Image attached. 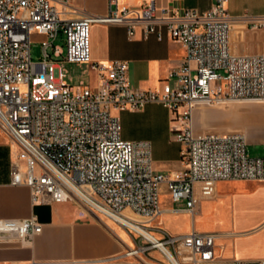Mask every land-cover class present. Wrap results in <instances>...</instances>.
Returning a JSON list of instances; mask_svg holds the SVG:
<instances>
[{"label": "built area", "instance_id": "1", "mask_svg": "<svg viewBox=\"0 0 264 264\" xmlns=\"http://www.w3.org/2000/svg\"><path fill=\"white\" fill-rule=\"evenodd\" d=\"M68 1L0 0V131L17 148L9 164V185L27 188L32 203L78 202L132 236L129 256L154 250L167 264L170 259L176 264L211 261L213 235L158 231L156 238L145 224L160 213L162 185L172 203L182 201L191 211L196 183H264V157H248L241 134L196 136L192 128L196 105L264 102V54L229 52L226 0H215L204 12L161 11L156 17L149 3L134 11L121 8L105 18L75 14L68 10ZM113 2L108 0L109 5ZM93 21L123 25L128 36L142 24L143 39L149 34L159 39L158 27L163 26L184 51L178 68L167 74L172 85L141 91L129 84L125 62H91L88 34ZM258 26L264 28V17ZM59 34L62 45H53ZM33 37L41 47L38 63L29 56ZM62 64L86 66L84 72L95 74L96 85H68ZM147 104L163 108L176 124L173 138L183 146L184 168L172 177L152 170L147 142L120 138L118 118L111 114ZM39 232L33 216L0 220V235H13L20 242Z\"/></svg>", "mask_w": 264, "mask_h": 264}, {"label": "crops", "instance_id": "2", "mask_svg": "<svg viewBox=\"0 0 264 264\" xmlns=\"http://www.w3.org/2000/svg\"><path fill=\"white\" fill-rule=\"evenodd\" d=\"M149 3L158 17L161 11L204 12L215 0H114L113 5L108 0H69L66 6L75 14L105 18L121 8L134 11ZM54 6L60 8L56 3ZM224 8L231 18L229 52L264 54V28L258 26L264 17V0H226ZM142 28V24H136L128 36L123 25L91 22L90 60L125 62L132 87L158 91L162 84L172 85L166 80L167 74L178 68L184 51L171 40L163 26L158 27L159 39L155 34L143 39ZM64 65L61 68L66 75ZM87 74V85L95 86V74ZM220 107H194V135L206 131L239 133L244 137L248 157H264V102L237 104L221 112L209 109ZM111 114L118 118L123 141L149 144L154 172L172 177L184 168L183 146L173 138L176 124L163 108L147 104L136 111L113 110ZM16 153L17 148L0 131V220L19 221L33 216L40 232L21 242L13 235H0V264H161L160 255L154 250L127 255L133 248L130 235L86 211L74 200L50 205L32 203L27 188L9 185V164ZM192 192L193 208L188 211L184 202L172 203L162 185L158 193L160 213L145 224L149 232L156 238L158 231L170 236L191 232L213 235L212 259L202 264L236 261L264 264V183L240 180L196 183Z\"/></svg>", "mask_w": 264, "mask_h": 264}, {"label": "rangeland", "instance_id": "3", "mask_svg": "<svg viewBox=\"0 0 264 264\" xmlns=\"http://www.w3.org/2000/svg\"><path fill=\"white\" fill-rule=\"evenodd\" d=\"M53 45H62V37L59 34L57 38L53 41ZM29 56L30 60L33 63H38L41 61V47L39 44V39L36 37H33L32 42L29 47ZM64 69L66 71L65 75V81L68 85L72 86L73 88H76L80 83L87 85L89 82V75L84 72L86 69V66L82 65H72V64H65ZM246 103H259V102H250V101H237V102H228L223 105L220 108H209L211 110H217V112H221L223 110H227L231 108L234 105L237 104H246ZM203 133H213V131H206ZM132 238V236L130 235ZM159 262L161 264H167L164 259H162L160 256H158ZM170 264V263H169Z\"/></svg>", "mask_w": 264, "mask_h": 264}, {"label": "bare ground", "instance_id": "4", "mask_svg": "<svg viewBox=\"0 0 264 264\" xmlns=\"http://www.w3.org/2000/svg\"><path fill=\"white\" fill-rule=\"evenodd\" d=\"M151 238H153V237L149 236V239H150V240H151ZM170 264H176V262L173 261L172 259H170Z\"/></svg>", "mask_w": 264, "mask_h": 264}]
</instances>
